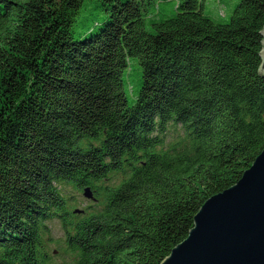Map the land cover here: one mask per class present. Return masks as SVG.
Instances as JSON below:
<instances>
[{"label": "trees", "instance_id": "obj_1", "mask_svg": "<svg viewBox=\"0 0 264 264\" xmlns=\"http://www.w3.org/2000/svg\"><path fill=\"white\" fill-rule=\"evenodd\" d=\"M208 1L0 0V264H161L252 165L264 0Z\"/></svg>", "mask_w": 264, "mask_h": 264}, {"label": "water", "instance_id": "obj_2", "mask_svg": "<svg viewBox=\"0 0 264 264\" xmlns=\"http://www.w3.org/2000/svg\"><path fill=\"white\" fill-rule=\"evenodd\" d=\"M261 36L264 76V28ZM83 196L92 199L90 188ZM161 264H264V149L237 183L204 202Z\"/></svg>", "mask_w": 264, "mask_h": 264}, {"label": "rangeland", "instance_id": "obj_3", "mask_svg": "<svg viewBox=\"0 0 264 264\" xmlns=\"http://www.w3.org/2000/svg\"><path fill=\"white\" fill-rule=\"evenodd\" d=\"M236 2L237 0H218L217 2H215V0H209L207 3V11H209V15L214 17H217L218 13L219 15H224V10L227 9V6L230 11L236 5ZM222 7L224 8V10ZM78 202L79 207H84L86 205L83 200L78 199Z\"/></svg>", "mask_w": 264, "mask_h": 264}]
</instances>
